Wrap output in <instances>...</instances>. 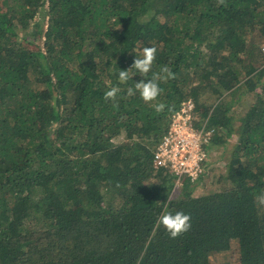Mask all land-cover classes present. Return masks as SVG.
Returning a JSON list of instances; mask_svg holds the SVG:
<instances>
[{
    "label": "trees",
    "instance_id": "16d2710c",
    "mask_svg": "<svg viewBox=\"0 0 264 264\" xmlns=\"http://www.w3.org/2000/svg\"><path fill=\"white\" fill-rule=\"evenodd\" d=\"M263 46L264 0H0V264H264ZM188 97L213 135L176 183Z\"/></svg>",
    "mask_w": 264,
    "mask_h": 264
},
{
    "label": "built area",
    "instance_id": "2783aa9c",
    "mask_svg": "<svg viewBox=\"0 0 264 264\" xmlns=\"http://www.w3.org/2000/svg\"><path fill=\"white\" fill-rule=\"evenodd\" d=\"M264 49V46H263ZM196 103L192 97L184 99L171 115L168 130L162 136L154 153V165L168 168L180 183L183 176L196 181L203 171V161L209 155L206 144L213 129L207 120L197 124Z\"/></svg>",
    "mask_w": 264,
    "mask_h": 264
},
{
    "label": "rangeland",
    "instance_id": "374dc122",
    "mask_svg": "<svg viewBox=\"0 0 264 264\" xmlns=\"http://www.w3.org/2000/svg\"><path fill=\"white\" fill-rule=\"evenodd\" d=\"M237 110L239 112H242L245 110V105L240 103L237 107ZM210 156L213 155L214 162H212L209 158L208 164L211 166L214 164L215 167L211 171H206V174L202 178V182H196V187H195V192L199 193L202 191L209 190L210 187H216L220 186L221 183L223 182V177H222V171L219 168L220 165L223 164L222 159H216L215 156L217 157H222L221 153H219L218 150L214 151L211 149L210 151ZM204 170H207V168L204 166L205 161L202 162ZM209 172H211V176H209ZM212 181V182H211ZM238 258L236 253L234 255H231L228 251H222L220 254H217L216 256L213 257V264H226V263H231V264H238Z\"/></svg>",
    "mask_w": 264,
    "mask_h": 264
}]
</instances>
